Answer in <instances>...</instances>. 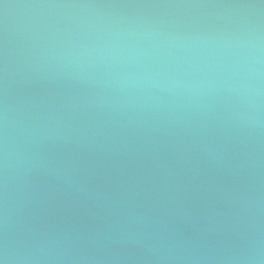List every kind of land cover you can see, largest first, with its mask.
I'll return each instance as SVG.
<instances>
[{"label": "water", "instance_id": "obj_1", "mask_svg": "<svg viewBox=\"0 0 264 264\" xmlns=\"http://www.w3.org/2000/svg\"><path fill=\"white\" fill-rule=\"evenodd\" d=\"M3 264H264V0H0Z\"/></svg>", "mask_w": 264, "mask_h": 264}, {"label": "clouds", "instance_id": "obj_2", "mask_svg": "<svg viewBox=\"0 0 264 264\" xmlns=\"http://www.w3.org/2000/svg\"><path fill=\"white\" fill-rule=\"evenodd\" d=\"M0 264H3V262H2V261H0Z\"/></svg>", "mask_w": 264, "mask_h": 264}]
</instances>
